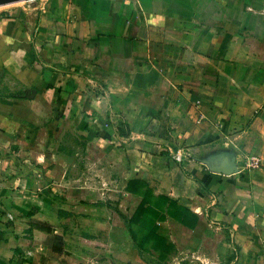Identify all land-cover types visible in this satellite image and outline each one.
Instances as JSON below:
<instances>
[{
	"label": "crops",
	"instance_id": "1",
	"mask_svg": "<svg viewBox=\"0 0 264 264\" xmlns=\"http://www.w3.org/2000/svg\"><path fill=\"white\" fill-rule=\"evenodd\" d=\"M0 75V264H264V0L9 7ZM70 145L195 216L167 261L64 189Z\"/></svg>",
	"mask_w": 264,
	"mask_h": 264
},
{
	"label": "rangeland",
	"instance_id": "2",
	"mask_svg": "<svg viewBox=\"0 0 264 264\" xmlns=\"http://www.w3.org/2000/svg\"><path fill=\"white\" fill-rule=\"evenodd\" d=\"M17 5V6H16ZM21 4L15 3L9 6H0V11L9 7H19ZM23 5V4H22ZM88 145H70V149L66 153V158L75 159V161L67 167V172L74 173L77 177L75 182H66L65 190L79 186L84 194L82 202L92 201L93 204L101 207L102 213H105V206L110 207V214L114 224V236L117 243L120 239L126 238L129 232L133 244L136 246L142 243L143 248L148 244H153V251L161 256L163 262L167 261L170 255L174 254V249L168 240L169 232L177 231L173 223H181L177 216L180 210L173 208L172 212L157 211L155 214L138 210L141 197H132L124 195L129 188H135L128 182L121 180L114 181L113 174L106 173L105 166L98 162L100 154L97 151L89 150ZM69 170V171H68ZM119 171V168L115 169ZM91 178V180H90ZM110 178V181L108 180ZM155 186L147 183L140 188L142 196L148 195L149 205H156V194H154ZM90 191V192H89ZM89 193L95 196H89ZM105 215V214H104ZM143 219H148L149 224H143ZM186 223L191 222V218H186ZM172 221V222H171ZM160 222V224H157ZM185 223V221H184ZM130 230H133L130 233ZM145 230V231H144ZM126 233V234H125ZM119 248L114 243L113 249Z\"/></svg>",
	"mask_w": 264,
	"mask_h": 264
},
{
	"label": "trees",
	"instance_id": "3",
	"mask_svg": "<svg viewBox=\"0 0 264 264\" xmlns=\"http://www.w3.org/2000/svg\"><path fill=\"white\" fill-rule=\"evenodd\" d=\"M128 183H129V185H134L136 187L127 189V192L132 194V195L139 196L142 198V200L139 203L138 210L155 214V212H157V211H167V212L171 213L173 208H177L181 211L180 214H178V216H177V219L181 222V224H183L187 227H192L195 224V216L191 212H189L187 209L179 206L174 200H172V199H170L164 195H156L157 196L156 199H158V201H156V205H149L148 204L149 203L148 195H145L143 197L142 193L140 191V188L147 184L144 180L135 179V180H130ZM185 217L191 218V222L186 223ZM184 221H185V223H184ZM142 223L143 224H149L150 222L148 219H143ZM132 232H133V230H130V233H132ZM136 246L139 247L140 249L145 250V251H150L153 247V244H148L144 248H143V246H145V245H143L142 243H139Z\"/></svg>",
	"mask_w": 264,
	"mask_h": 264
},
{
	"label": "built area",
	"instance_id": "4",
	"mask_svg": "<svg viewBox=\"0 0 264 264\" xmlns=\"http://www.w3.org/2000/svg\"><path fill=\"white\" fill-rule=\"evenodd\" d=\"M39 2L40 0H22V1L15 2V3L31 5V4L39 3ZM15 3H11V4H15ZM247 164H248V167L252 169H258L261 166V160L260 158L256 156H250L248 158Z\"/></svg>",
	"mask_w": 264,
	"mask_h": 264
},
{
	"label": "water",
	"instance_id": "5",
	"mask_svg": "<svg viewBox=\"0 0 264 264\" xmlns=\"http://www.w3.org/2000/svg\"><path fill=\"white\" fill-rule=\"evenodd\" d=\"M22 0H0V6L8 5ZM1 76V75H0Z\"/></svg>",
	"mask_w": 264,
	"mask_h": 264
}]
</instances>
